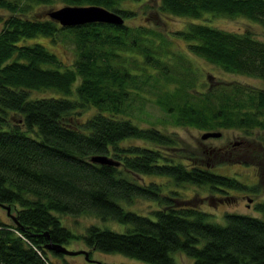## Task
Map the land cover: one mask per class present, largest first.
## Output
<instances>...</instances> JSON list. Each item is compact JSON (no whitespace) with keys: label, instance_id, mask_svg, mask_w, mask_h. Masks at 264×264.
<instances>
[{"label":"trees","instance_id":"obj_1","mask_svg":"<svg viewBox=\"0 0 264 264\" xmlns=\"http://www.w3.org/2000/svg\"><path fill=\"white\" fill-rule=\"evenodd\" d=\"M129 2L134 7H127ZM145 2L0 0V10L7 11L0 16V205L14 211L13 220L0 219V264H68L57 260L63 253L44 244L70 239L149 264H179L172 252L191 256L192 264H264V201L254 204L259 217L228 210L218 214L203 206L215 200L231 204L236 190L255 195L262 187L264 88L216 79L193 92L188 89L195 81L184 79L173 90H160L156 99L174 126L236 128L244 138H255L259 147H240L262 161L255 164L259 172L252 185L211 170L220 164L215 159L186 158L173 134L134 123L131 117L137 115L130 111L148 79L154 88L174 80L171 72H180L178 59L185 57L178 50L172 61L166 60L159 49L166 31L144 24L151 17L160 22L167 16L186 18L172 33L184 40L189 53L223 72L264 80V38L248 28L222 29L208 21L210 16L242 17L264 31V0ZM39 5L43 15H29ZM59 5H98L123 19L141 13L142 21L64 27L46 14ZM57 32L73 42L69 66L41 42H26L39 35L53 42ZM157 74L164 83H156ZM41 90L50 93L31 95ZM212 150L211 157L229 155L226 149ZM96 154L116 165L91 162ZM143 175L163 179L145 181ZM190 185L205 192L188 196L180 190ZM138 198L154 205L149 216L123 206ZM54 213L124 226L116 231L87 224L74 234Z\"/></svg>","mask_w":264,"mask_h":264},{"label":"rangeland","instance_id":"obj_2","mask_svg":"<svg viewBox=\"0 0 264 264\" xmlns=\"http://www.w3.org/2000/svg\"><path fill=\"white\" fill-rule=\"evenodd\" d=\"M154 1L158 0H146L145 3L154 4ZM134 7L133 3H130L127 5V7ZM46 7V6H45ZM48 8V7H47ZM44 11L45 8L41 5L36 6L34 12L30 13L29 15L34 16V14H37L39 17H41L43 14L41 11ZM7 14V11L0 10V16L4 17V15ZM182 20H186V18H179L174 16H167L164 17L163 21H158L157 17H151L147 18L144 21V24H147L149 27H152L153 29H158L159 31H166V41L162 47H159L160 51L165 54V58L167 61H172V58L174 59L173 52L181 51V53L184 52V59L182 62V59H178L180 61V64H182V68L180 69V72L175 71L171 72L173 77L175 76L174 80L166 81L164 85H161L159 82V79L161 83H164V80L160 74H157V80L156 83H159L157 88H154L151 86V80L148 79V84H144L141 86L142 88L137 90L138 95L134 96L135 100H133V107H131L130 111L132 114H136L137 116L131 117L132 121L134 123L139 124L142 127L153 125L158 128H162L164 132H169L174 135L173 138L175 140H178V147L183 154L186 156V158H194V159H202L206 158L208 161L215 159L216 162L220 163L215 164L214 166H211V170L218 172V173H224L228 174V176H233L240 180V182L252 185L256 179V176L259 172L258 167L255 164H261L262 161L258 159V155H254L253 153L249 154L246 153V150L240 148L243 144L246 148H257L259 147L258 141L255 138L249 139L248 137L241 136L242 134L237 131L236 128L234 129H220L219 131L221 134H219V137L217 136H209L202 138L200 135L203 132L200 129H196L193 126L187 125H177L174 126L166 116L162 110L161 107H158V103L156 102L157 95H159L160 90L164 92L163 89H175L177 87L178 82L184 79L195 81L193 83L194 88H189V91H192L193 89H199L202 90L204 88V84L213 82L216 79L218 80H224V82H227L229 80H235L242 83H245L246 85H252L256 86V88H264V80L261 78L255 79V77L245 75L237 74L231 72H223L220 68L217 66L215 67L212 63L204 61L202 57L189 53L187 51V47L184 43V40L180 39V37L172 33V30H176L178 28H182L183 22ZM124 22L127 24H134V23H140L142 21V15L139 13L136 15V17L133 18H124ZM212 25H216L218 27H221L222 29H232L235 30L237 28L239 29H251L254 31V35L259 38H264V31L261 27L258 25H253L250 22H248L246 19H242V17H234L231 19V17H221V16H213L209 18L208 20ZM159 22V23H158ZM68 35V34H67ZM67 36H63L61 32H57L55 35V40L51 42L48 38H44V36H36V38L30 37L27 38L26 42H36L39 41L44 46L55 53L56 57L60 59L64 64L69 66L73 62L74 50H73V42L66 38ZM174 56V57H173ZM171 67V65H170ZM175 68V67H174ZM173 68V69H174ZM172 69V67H171ZM188 70V73H185V70ZM182 73H185L182 74ZM187 75V76H186ZM185 76V77H184ZM155 83V85H156ZM159 88V89H158ZM194 92V90H193ZM50 91L41 90L39 92L31 91V95L39 97V95L45 94L49 95ZM160 98V97H158ZM140 105V106H137ZM131 116V115H129ZM218 131V130H216ZM237 141L240 144H237ZM128 142V141H126ZM141 141L135 140L133 143H140ZM220 149L217 153L220 154L222 150L226 149L229 152V155H223L220 158L217 154L215 156L211 157L210 152L213 151L212 149ZM243 148V147H242ZM203 151H207L209 153H204ZM262 154V153H261ZM206 156V157H205ZM226 163H224V161ZM261 166V165H260ZM261 171V178L263 181L264 178V164L262 165ZM134 177L138 179V181L142 180V177L137 174H134ZM143 178L145 181H148L149 179H153L158 181V179H163V176H155V175H143ZM259 192H256L255 195H252L248 192H241L235 191L237 196H235V200L233 203H220L218 201H212L210 204H203L205 209L210 210V212L214 213H221L223 210L228 211H236L241 212L242 214L247 213L251 214V216H262V213L254 208V204L258 201H264V183L261 185ZM192 188V189H191ZM180 190L184 192V194H187L190 196L191 192L194 190H198L200 192L203 191V189H198V187L191 186L190 187H183ZM202 190V191H201ZM205 192V190L203 191ZM203 194V193H201ZM200 194V195H201ZM254 194V193H253ZM192 195V194H191ZM207 199V197H205ZM205 201V200H204ZM132 204H124L123 206L126 207V209H133L136 210L138 213L143 212L147 214V211H149L150 208L154 207V205L144 199V198H138L134 199ZM7 207L8 211L5 209ZM9 205L2 204L0 206V219L3 221H11V216H13L14 211L9 208ZM146 211V212H145ZM57 213V212H56ZM54 213V214H56ZM59 222L63 225V227H67L71 232L74 234L82 233L84 231V227H87V224H94L95 226L100 227H106V228H112L116 231L123 230V224L120 222H115L114 220H103L100 218H94L91 216L84 217L82 216H71V215H59L56 214ZM148 215V214H147ZM149 216V215H148ZM64 248L68 249H85L87 253L89 252L90 257L89 260H86L83 257L82 253L78 254H68L65 255L63 253V257L57 258L58 261L65 260L68 264H149L145 261H140L137 258L131 257L129 258L127 255L118 254L117 252H103V251H96L95 249L87 248L85 245L81 242L80 239H70L67 243L63 244ZM172 257L176 262L179 264H192L191 256H187L185 254H178L176 252H172Z\"/></svg>","mask_w":264,"mask_h":264},{"label":"water","instance_id":"obj_3","mask_svg":"<svg viewBox=\"0 0 264 264\" xmlns=\"http://www.w3.org/2000/svg\"><path fill=\"white\" fill-rule=\"evenodd\" d=\"M48 15L47 17L51 18L54 20V22L59 23L60 25L67 27V26H77L82 23H88V22H106V24L109 23H114L116 25H119V23H122L123 18L116 12L112 10H107L105 7L102 6H95V5H59L56 7V9L52 8L46 12ZM220 131L216 130H208V131H203L201 133V137H209V136H217L219 137ZM91 162H103V163H113V165H116L115 162H112V159L109 158L108 156H103L102 154H96L94 156L90 157ZM1 206V205H0ZM8 206L5 207L7 209ZM14 216H11L10 219L13 220ZM44 235H46L44 233ZM53 249L54 252L60 251L61 253H64L65 255L68 254H78L82 253L83 257L86 260H89L90 257L88 256V253L85 249H66L64 248V245L60 243H54L50 240H47V242L44 244V249Z\"/></svg>","mask_w":264,"mask_h":264},{"label":"flooded vegetation","instance_id":"obj_4","mask_svg":"<svg viewBox=\"0 0 264 264\" xmlns=\"http://www.w3.org/2000/svg\"><path fill=\"white\" fill-rule=\"evenodd\" d=\"M221 134V133H220Z\"/></svg>","mask_w":264,"mask_h":264}]
</instances>
